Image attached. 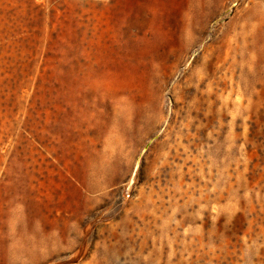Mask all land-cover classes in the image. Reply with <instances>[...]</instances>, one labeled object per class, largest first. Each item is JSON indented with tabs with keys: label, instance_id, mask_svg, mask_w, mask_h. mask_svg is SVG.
Segmentation results:
<instances>
[{
	"label": "rangeland",
	"instance_id": "obj_1",
	"mask_svg": "<svg viewBox=\"0 0 264 264\" xmlns=\"http://www.w3.org/2000/svg\"><path fill=\"white\" fill-rule=\"evenodd\" d=\"M0 264H264V0H0Z\"/></svg>",
	"mask_w": 264,
	"mask_h": 264
},
{
	"label": "bare ground",
	"instance_id": "obj_2",
	"mask_svg": "<svg viewBox=\"0 0 264 264\" xmlns=\"http://www.w3.org/2000/svg\"><path fill=\"white\" fill-rule=\"evenodd\" d=\"M119 114H120V113H119V111H117V112H116V115H115V117H116V120L118 119V117H119Z\"/></svg>",
	"mask_w": 264,
	"mask_h": 264
}]
</instances>
